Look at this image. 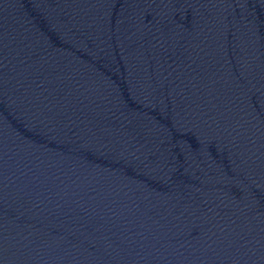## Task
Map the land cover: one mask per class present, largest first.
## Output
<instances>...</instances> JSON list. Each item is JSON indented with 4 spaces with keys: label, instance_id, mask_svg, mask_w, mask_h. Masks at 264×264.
Returning a JSON list of instances; mask_svg holds the SVG:
<instances>
[{
    "label": "water",
    "instance_id": "95a60500",
    "mask_svg": "<svg viewBox=\"0 0 264 264\" xmlns=\"http://www.w3.org/2000/svg\"><path fill=\"white\" fill-rule=\"evenodd\" d=\"M0 264H264V0H0Z\"/></svg>",
    "mask_w": 264,
    "mask_h": 264
}]
</instances>
